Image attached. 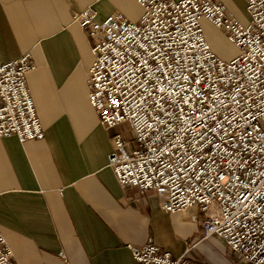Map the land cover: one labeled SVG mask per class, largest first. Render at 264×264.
I'll list each match as a JSON object with an SVG mask.
<instances>
[{
    "label": "built area",
    "instance_id": "obj_1",
    "mask_svg": "<svg viewBox=\"0 0 264 264\" xmlns=\"http://www.w3.org/2000/svg\"><path fill=\"white\" fill-rule=\"evenodd\" d=\"M136 1V22H97L93 6L73 16L94 42L91 106L106 129L128 124L133 133L113 137L108 165L120 186L154 191L164 212L205 213L204 239L218 236L245 262L264 264V0H245L247 24L214 0ZM207 23L236 57L213 51ZM35 67L30 53L0 62V138H44L27 86ZM3 236L0 264H18ZM130 249L137 264H205L153 242Z\"/></svg>",
    "mask_w": 264,
    "mask_h": 264
},
{
    "label": "crops",
    "instance_id": "obj_2",
    "mask_svg": "<svg viewBox=\"0 0 264 264\" xmlns=\"http://www.w3.org/2000/svg\"><path fill=\"white\" fill-rule=\"evenodd\" d=\"M214 1L243 18L245 0ZM87 6L97 22L142 14L136 0H0V62L30 53L36 67L27 86L44 129L43 139L0 138V229L17 263L137 264L130 246L147 242L187 258L214 239L211 264H252L227 252L220 237L203 238L197 208L167 213L154 191L120 186L108 155L116 134L133 133L128 124L103 127L89 102L94 42L73 20ZM214 31L226 38L207 23V40ZM191 234L197 240L186 242Z\"/></svg>",
    "mask_w": 264,
    "mask_h": 264
},
{
    "label": "rangeland",
    "instance_id": "obj_3",
    "mask_svg": "<svg viewBox=\"0 0 264 264\" xmlns=\"http://www.w3.org/2000/svg\"><path fill=\"white\" fill-rule=\"evenodd\" d=\"M240 21L244 24H247L249 22V15L246 11L244 12V16ZM208 40L210 41V42L208 41L210 43V45H211V43H213L214 47H212V45H211V47H212L213 51L217 55H219V57L221 59H223L225 61H230L238 55L237 49L232 44L227 42V39L225 37H221V35L219 33H217V32L215 33V31L210 32ZM124 130H127V129L124 128ZM126 135L128 137H130V133L128 131L126 132ZM197 219H198V217H197ZM196 240H197V236L195 234H191L190 237L186 240V242L193 243ZM216 240L218 241V243L222 244L221 243L222 241L220 239H216ZM225 246H226V244H225ZM214 247H215L214 239H211V240L205 242V244H200L196 248L191 249L192 251L190 252V254H188L187 258L194 259L195 261H198L199 263L204 262L205 264H211L207 255H208V252L210 250H212V248H214ZM226 251L230 252L229 249L227 248V246H226Z\"/></svg>",
    "mask_w": 264,
    "mask_h": 264
}]
</instances>
